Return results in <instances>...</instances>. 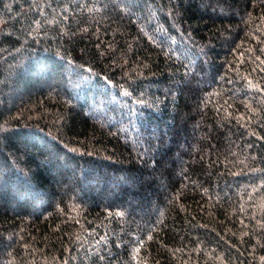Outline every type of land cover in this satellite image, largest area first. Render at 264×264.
<instances>
[{
	"label": "trees",
	"instance_id": "1",
	"mask_svg": "<svg viewBox=\"0 0 264 264\" xmlns=\"http://www.w3.org/2000/svg\"><path fill=\"white\" fill-rule=\"evenodd\" d=\"M0 264H264V0H0Z\"/></svg>",
	"mask_w": 264,
	"mask_h": 264
}]
</instances>
